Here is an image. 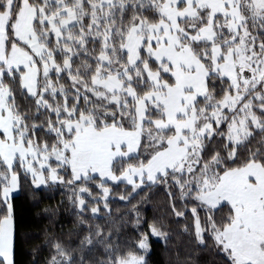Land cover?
I'll list each match as a JSON object with an SVG mask.
<instances>
[{
  "label": "snow or ice",
  "instance_id": "6c2138e0",
  "mask_svg": "<svg viewBox=\"0 0 264 264\" xmlns=\"http://www.w3.org/2000/svg\"><path fill=\"white\" fill-rule=\"evenodd\" d=\"M38 190L29 264H264V0H0V264Z\"/></svg>",
  "mask_w": 264,
  "mask_h": 264
},
{
  "label": "trees",
  "instance_id": "16d2710c",
  "mask_svg": "<svg viewBox=\"0 0 264 264\" xmlns=\"http://www.w3.org/2000/svg\"><path fill=\"white\" fill-rule=\"evenodd\" d=\"M61 196L58 192L55 191H40L37 192V201H33L31 194H21L18 198L17 203L20 205V212L22 213V223L25 226V231L29 232V235L26 238V243L21 247L19 257L20 264H29L32 259L30 252L34 246H42L45 240L44 229L51 227L53 229L57 228L58 223L65 224L66 227H70L68 224V217L64 216L62 213L56 216L51 221L43 214L42 210L45 206L55 205ZM36 204L34 208L33 205ZM66 207V206H65ZM115 207H119L121 211L125 210V206L121 202ZM34 212L41 213V215H34ZM148 215H155L159 217H165L168 212L167 208V197L164 194L163 190H160L156 195L152 197V201L148 208L146 209ZM174 227H179V225H173ZM47 249L41 248V251L38 253V259L43 261L47 256ZM212 257L210 255H204L201 257L203 264H211ZM154 260L158 264H164L165 257L161 254L159 248H157L156 255Z\"/></svg>",
  "mask_w": 264,
  "mask_h": 264
}]
</instances>
